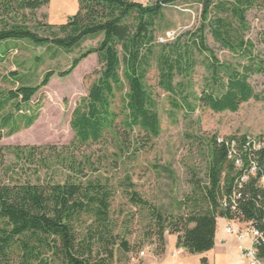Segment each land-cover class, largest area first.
Masks as SVG:
<instances>
[{"label": "trees", "instance_id": "trees-1", "mask_svg": "<svg viewBox=\"0 0 264 264\" xmlns=\"http://www.w3.org/2000/svg\"><path fill=\"white\" fill-rule=\"evenodd\" d=\"M49 1L0 0V43L26 41L70 52L85 40L101 36L97 47L80 53L58 76L71 74L89 55L96 56L99 70L94 72L96 80L71 115L72 153H64L65 148L57 150L55 146L13 148L16 163L5 168L7 179L0 181V264H113V189L108 183L89 179L87 172L94 164L83 153L75 157L73 152L79 153L82 148L99 145L111 137L114 150L134 154L158 137L155 100L145 79L155 56V29L160 12L181 0H157L148 5L138 0H79L76 14L64 24L39 23L36 12ZM196 1L202 6L200 28L189 34V43L176 40L159 45L156 56L158 85L170 95L171 107L194 111L186 87L174 84L173 80L191 72L195 53L207 55L206 68L211 78L206 91L193 97L196 105L213 113H236L250 100L264 101V95L255 93L249 83L250 77L264 73V61L256 53L255 45L243 36L247 31L246 13L256 7L264 11V0ZM228 19L237 21L236 29ZM207 28L222 49L237 57L235 65L216 59L206 45ZM54 74L47 72L36 86L21 85L1 94L3 103L11 102L16 111L23 113ZM125 88L123 118L117 121L119 115L112 106L116 93ZM36 119L37 114H24L19 117L20 125L12 115L2 117L0 141L6 128H10V134L16 133L32 126ZM217 138L208 143L209 186L205 182L202 187L196 184L183 203V214L168 219L156 214L155 236L162 253L165 231L176 235V247L188 254H204L214 248L216 218L220 214L217 198L222 191H229L232 170L226 162L227 148ZM19 165L32 174L25 173L24 178L14 174ZM56 168L67 171L64 181H56L53 175L41 177L42 171ZM223 174L225 185L221 188ZM248 191L253 197L262 193L251 185ZM129 198L136 206H148L134 191H129ZM245 211L250 214L252 205H246ZM121 247L126 253L130 251L125 242H121ZM201 264H207L206 258L201 259Z\"/></svg>", "mask_w": 264, "mask_h": 264}, {"label": "rangeland", "instance_id": "rangeland-1", "mask_svg": "<svg viewBox=\"0 0 264 264\" xmlns=\"http://www.w3.org/2000/svg\"><path fill=\"white\" fill-rule=\"evenodd\" d=\"M138 1L148 5L157 0ZM78 2L50 0L46 7L36 12L35 18L39 23L64 24L76 14ZM227 21L237 28V21ZM246 22L244 39L255 45L256 53L264 61V11L257 7L249 10ZM201 24L202 6L196 0H181L163 7L156 21L155 56L150 60L145 85L155 100L159 120L158 137L148 147L134 154H121L114 150L111 137L99 145L82 148L79 153L73 152L75 157L83 154L88 156L94 164V168L87 172L89 179L108 183L113 189L110 210L115 239L113 264H147L164 253L155 236L156 214L162 219L183 214L186 197L197 183L204 186L211 138L264 136V101L250 100L242 104L236 113H213L195 104L193 97L206 91L211 80L206 68L207 55L195 53V66L191 72L177 75L173 80L174 84L181 83L186 87L187 93L191 95L190 102L195 107L193 112L173 109L170 95L158 85L156 56L160 52L159 45L176 40H180L181 44L189 43V34L195 33ZM38 32L42 35L40 30ZM204 35L207 47L220 63H237V57L214 41L209 28ZM101 40V36L89 38L70 52L51 45L36 46L26 41L0 43V95L15 91L21 85L36 86L47 72L55 73L49 83L32 98L23 113L16 111L11 102L3 103L0 96V119L12 115L21 125L20 116L37 114V119L27 129L12 134L9 127L4 130L0 141V181L7 179L5 168L16 163L12 150L17 146H55L57 150L65 148L64 153H72L74 133L69 126L71 115L97 78L94 74L99 70L97 58L89 55L66 77L61 78L58 73L67 70L80 53L97 47ZM249 83L255 93L264 95V73L250 77ZM125 92L126 88L116 93L112 106L119 115L117 121L123 118L122 100ZM20 167H15L14 174L22 178L26 176L25 173L27 176L32 174L30 170ZM51 175L61 182L67 171L56 168L41 172L43 179ZM129 191L136 192L148 206L134 205L130 201ZM217 225L218 239L222 235V223L219 221ZM168 235V231H165L164 249ZM121 242L129 246L128 253L121 247ZM141 251H144L145 256L140 258ZM202 258H206L209 264H228L219 246L206 254H189L181 260V264H201Z\"/></svg>", "mask_w": 264, "mask_h": 264}, {"label": "built area", "instance_id": "built-area-1", "mask_svg": "<svg viewBox=\"0 0 264 264\" xmlns=\"http://www.w3.org/2000/svg\"><path fill=\"white\" fill-rule=\"evenodd\" d=\"M227 148L226 162L232 166L230 189L217 198L220 213L216 225L223 223V232L239 243V258L244 264H264V136L239 135L231 139L217 138ZM206 186H209L205 177ZM225 185L222 175L220 187ZM252 186L262 192L253 197ZM252 211H245L246 205ZM144 251L139 257H144Z\"/></svg>", "mask_w": 264, "mask_h": 264}, {"label": "crops", "instance_id": "crops-1", "mask_svg": "<svg viewBox=\"0 0 264 264\" xmlns=\"http://www.w3.org/2000/svg\"><path fill=\"white\" fill-rule=\"evenodd\" d=\"M217 230L218 225H216L215 230L214 248L219 246L220 250L226 255L228 264H244L239 258V243L234 238L224 234L223 223L221 225L222 235L218 239ZM187 255L189 254L184 249L176 247V236L168 235L164 253L154 258V260H149L147 264H181V260Z\"/></svg>", "mask_w": 264, "mask_h": 264}]
</instances>
